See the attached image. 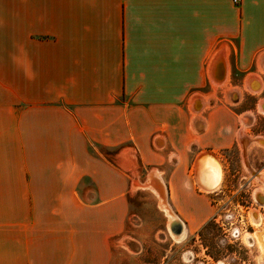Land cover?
<instances>
[{
  "label": "crops",
  "instance_id": "0c3cea01",
  "mask_svg": "<svg viewBox=\"0 0 264 264\" xmlns=\"http://www.w3.org/2000/svg\"><path fill=\"white\" fill-rule=\"evenodd\" d=\"M232 50L245 73L264 60V0H0V264H122V175L100 147L126 140L156 165L132 186L165 189L173 153L167 203L187 232L208 218L195 162L218 156L187 155L205 135L233 145L237 120L209 96Z\"/></svg>",
  "mask_w": 264,
  "mask_h": 264
},
{
  "label": "rangeland",
  "instance_id": "374dc122",
  "mask_svg": "<svg viewBox=\"0 0 264 264\" xmlns=\"http://www.w3.org/2000/svg\"><path fill=\"white\" fill-rule=\"evenodd\" d=\"M16 30V23L11 22V43L16 42ZM236 57L235 50H232L229 57L230 82L221 85L220 80H212L216 85L209 95L215 100L214 111L221 112L227 107L237 120L235 139L230 148L213 149L212 146L205 145V135L202 137L203 149L187 155V168L190 169L196 156L212 150L223 164V179L219 187L211 193L205 194L200 189H194L204 195L203 203L209 215L204 220L191 223L184 219V223L188 225L184 240L173 239L167 228L168 216L161 207L162 204H168V201L173 206L168 186L170 171L174 166L172 161L176 160L173 153H169L163 163L167 169L162 175L165 189L159 192V197L153 190L132 186L133 180L145 182L156 165H144L131 148L129 140L100 147L105 160L120 170L122 175L121 201L115 206L116 212L119 209L122 216V264H264L257 242L248 244L249 240L245 239V242L243 239L245 232L264 227L263 104L260 107V103L264 102V60L260 59L258 63L256 56L245 73L235 67ZM246 74H253L261 79L263 87L257 79L249 82V86L243 85L242 79ZM235 85L238 87H234ZM233 88L234 92L231 91ZM239 135L244 138V143ZM248 135L257 137L258 144H248L251 141ZM189 177L186 179L189 180ZM84 182L86 183V179ZM256 189L261 190L259 198L255 197ZM169 207L174 213L170 205ZM250 208L261 213V224L256 226L252 223L248 214ZM113 209L114 206H111L110 212Z\"/></svg>",
  "mask_w": 264,
  "mask_h": 264
},
{
  "label": "bare ground",
  "instance_id": "6f19581e",
  "mask_svg": "<svg viewBox=\"0 0 264 264\" xmlns=\"http://www.w3.org/2000/svg\"><path fill=\"white\" fill-rule=\"evenodd\" d=\"M249 79L250 82L252 80H255V78L252 77H250ZM260 104L261 105L263 104V107H261V109L264 110V102ZM194 172H195L194 176H195L196 184L199 186L201 190L206 192H213L214 190H216L219 187L223 176L222 167L219 160L210 153H204L198 156L195 162ZM156 176L157 173L152 171L150 177L156 178ZM140 186L151 188L159 197L161 195L159 192L160 191L162 192V189L164 188L162 183H158L157 186L148 183L143 185L137 184L135 182L133 183V187H140ZM260 192H261L260 189H256L255 197L259 198ZM166 205L168 206V204ZM166 205L162 204L161 207L168 216L167 228L174 240L182 241L187 236V229L184 226V224L179 220V218L170 211V207L169 206L167 207ZM248 214H249V218H251V221L254 225L257 226L261 224L263 218L260 215L261 213H259L256 209L250 208ZM251 237L254 238L253 240L257 242V244L259 245L261 249L260 258L264 261V227L262 229L256 228L254 232L251 234ZM244 238L245 239L249 238V235L245 234Z\"/></svg>",
  "mask_w": 264,
  "mask_h": 264
},
{
  "label": "flooded vegetation",
  "instance_id": "af4514ba",
  "mask_svg": "<svg viewBox=\"0 0 264 264\" xmlns=\"http://www.w3.org/2000/svg\"><path fill=\"white\" fill-rule=\"evenodd\" d=\"M263 168H264V162H263ZM253 232H254V231H253ZM253 232H245V233H247V234L249 235V238H247L248 240H250L249 242H247L248 244H253V243L256 244V242L253 240L254 238L251 237V234H252ZM245 233H244V234H245ZM244 234H243V239H244V241L246 242V240H245V238H244Z\"/></svg>",
  "mask_w": 264,
  "mask_h": 264
},
{
  "label": "built area",
  "instance_id": "2783aa9c",
  "mask_svg": "<svg viewBox=\"0 0 264 264\" xmlns=\"http://www.w3.org/2000/svg\"><path fill=\"white\" fill-rule=\"evenodd\" d=\"M233 2L236 4V3H238V2H239V0H233Z\"/></svg>",
  "mask_w": 264,
  "mask_h": 264
}]
</instances>
